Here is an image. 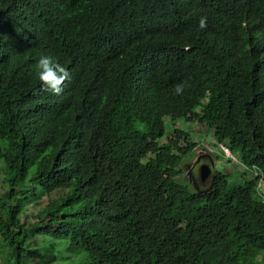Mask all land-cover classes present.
<instances>
[{
  "label": "trees",
  "instance_id": "trees-1",
  "mask_svg": "<svg viewBox=\"0 0 264 264\" xmlns=\"http://www.w3.org/2000/svg\"><path fill=\"white\" fill-rule=\"evenodd\" d=\"M179 123L264 178V0H0V262L264 264L261 175L192 189Z\"/></svg>",
  "mask_w": 264,
  "mask_h": 264
},
{
  "label": "rangeland",
  "instance_id": "rangeland-1",
  "mask_svg": "<svg viewBox=\"0 0 264 264\" xmlns=\"http://www.w3.org/2000/svg\"><path fill=\"white\" fill-rule=\"evenodd\" d=\"M178 126H180L183 130H186L188 128H190V132L192 134V136H194V139L196 138V141L199 142V146L197 147V149L195 150V154L192 155V157H187L185 158L183 161L184 165H185V169L188 171V173H190V171H192V181L190 183V187L192 189H200L202 187H206V185L209 182V176L211 175V171H215L213 170L210 165L207 162H203L200 161V159L202 157H206L207 155H211L212 151H208V150H203L204 148H207V146H210V144H205V140L206 141H211V137L212 136V131L211 129L209 130L208 127L201 125V124H178ZM217 150L223 155L226 156V152L220 147L217 148ZM232 160L236 161L235 159L231 158ZM224 165V164H223ZM234 167V171L232 172V177L231 179H237L238 181H240L242 179V172L246 173L247 175L251 174L253 171H242L239 167V164L236 162H232L231 164ZM228 165H225L223 167L224 170L227 169ZM204 172L205 174L202 176L201 173ZM222 172H227V171H222ZM229 173V171H228ZM251 177V175H250ZM4 177L1 176V180H3ZM264 182L263 184H256L255 188L257 190H264ZM0 191H2V184L0 183ZM65 241H63L64 243ZM55 251L57 252V254L59 255V252H63L64 251V247L60 248V247H55ZM64 255V253H63ZM60 256V255H59ZM62 256V255H61ZM0 264H2L0 262ZM58 264V263H55Z\"/></svg>",
  "mask_w": 264,
  "mask_h": 264
},
{
  "label": "clouds",
  "instance_id": "clouds-1",
  "mask_svg": "<svg viewBox=\"0 0 264 264\" xmlns=\"http://www.w3.org/2000/svg\"><path fill=\"white\" fill-rule=\"evenodd\" d=\"M207 17H201L199 20V28L205 29L207 28ZM37 68L39 69L38 77L42 85L45 87L46 90L50 91L51 93L55 95L61 94L63 91V85L66 80L70 78L69 71L61 65L59 62H57L52 56L50 55H44L41 56L40 59L37 62ZM183 92V85H176L174 89V94L181 95ZM213 136V135H212ZM211 137V136H210ZM211 145V144H210ZM222 146L227 147L224 144H220V147ZM208 148V151H210V148ZM207 148H204L203 150H207ZM223 149V148H222ZM228 154L226 152V156L229 158H233L236 160L235 155L231 152V150L227 147ZM224 150V149H223ZM225 151V150H224ZM203 158V157H202ZM201 161V159H200ZM257 172V174H255ZM205 173L202 172L201 175L203 176ZM255 176V175H261L258 173V170L253 171L249 176ZM191 182L192 179H190ZM264 182L263 176H259L257 183ZM256 189V188H255ZM257 194L259 195V190H257ZM261 197V195H259Z\"/></svg>",
  "mask_w": 264,
  "mask_h": 264
},
{
  "label": "crops",
  "instance_id": "crops-1",
  "mask_svg": "<svg viewBox=\"0 0 264 264\" xmlns=\"http://www.w3.org/2000/svg\"><path fill=\"white\" fill-rule=\"evenodd\" d=\"M211 138H212L211 141H206L205 140V144L214 143L215 142L214 137L211 136ZM207 147L210 148L212 153H211V155H207L206 157H204L201 161L207 162L213 170L227 171L226 173H228V171H229V172L232 173L234 171V167L231 164H232V162H236V163L239 164V167H240V169L242 171H256L255 168H251L250 166H247V165L243 164L241 161H234V160H232L231 158H229L227 156H223L217 150V147H215L216 149L214 147H210V146H207ZM225 165H228L226 170L223 169V167Z\"/></svg>",
  "mask_w": 264,
  "mask_h": 264
},
{
  "label": "built area",
  "instance_id": "built-area-1",
  "mask_svg": "<svg viewBox=\"0 0 264 264\" xmlns=\"http://www.w3.org/2000/svg\"><path fill=\"white\" fill-rule=\"evenodd\" d=\"M222 148L225 150V152H227L228 154V149L225 146H222ZM255 174H257V172H255ZM259 184H263V182H259ZM264 187V186H263ZM259 195H261L264 198V190H259ZM264 200V199H263Z\"/></svg>",
  "mask_w": 264,
  "mask_h": 264
}]
</instances>
